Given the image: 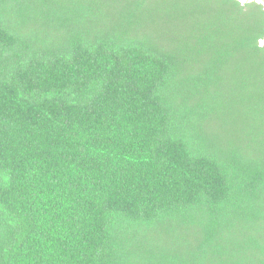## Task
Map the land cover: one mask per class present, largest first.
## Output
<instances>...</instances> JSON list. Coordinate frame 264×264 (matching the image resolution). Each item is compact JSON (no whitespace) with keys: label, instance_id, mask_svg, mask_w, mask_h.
Masks as SVG:
<instances>
[{"label":"trees","instance_id":"obj_1","mask_svg":"<svg viewBox=\"0 0 264 264\" xmlns=\"http://www.w3.org/2000/svg\"><path fill=\"white\" fill-rule=\"evenodd\" d=\"M264 8L0 0V264H264Z\"/></svg>","mask_w":264,"mask_h":264},{"label":"rangeland","instance_id":"obj_2","mask_svg":"<svg viewBox=\"0 0 264 264\" xmlns=\"http://www.w3.org/2000/svg\"><path fill=\"white\" fill-rule=\"evenodd\" d=\"M238 1L241 4L254 1L255 3L259 4L260 6H262V8H264V0H238ZM263 44H264V42H260V45H263Z\"/></svg>","mask_w":264,"mask_h":264}]
</instances>
